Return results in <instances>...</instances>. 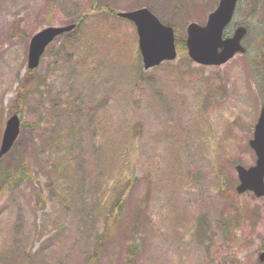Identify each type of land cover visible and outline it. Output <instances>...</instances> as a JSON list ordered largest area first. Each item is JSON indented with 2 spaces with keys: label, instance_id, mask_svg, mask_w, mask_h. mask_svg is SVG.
<instances>
[{
  "label": "rangeland",
  "instance_id": "374dc122",
  "mask_svg": "<svg viewBox=\"0 0 264 264\" xmlns=\"http://www.w3.org/2000/svg\"><path fill=\"white\" fill-rule=\"evenodd\" d=\"M95 3L147 7L183 40L218 0H0V144L12 114L25 125L0 157V264H264V197L234 190L255 162L264 0L238 3L245 53L148 71L134 25ZM78 18L29 75L31 36Z\"/></svg>",
  "mask_w": 264,
  "mask_h": 264
},
{
  "label": "water",
  "instance_id": "95a60500",
  "mask_svg": "<svg viewBox=\"0 0 264 264\" xmlns=\"http://www.w3.org/2000/svg\"><path fill=\"white\" fill-rule=\"evenodd\" d=\"M237 0H219L216 9L208 15L204 26L190 23L187 27L186 48L188 56L200 65H222L237 52H244L241 39L246 34L244 27L235 29L231 37L222 38L223 30L231 21ZM118 16L132 21L136 26L138 47L142 57L144 69L159 65L162 61L173 60L176 57L173 29L163 25L147 8L129 12H120ZM74 25L47 26L30 39L27 68L35 69L46 46L54 38L72 30ZM20 130V119L12 114L6 121L3 131L0 157L12 147ZM256 160L249 168L236 165L238 184L235 190L238 194L247 191L256 197H264V104L261 107L257 122L253 130V138L249 140ZM264 259V253L260 254Z\"/></svg>",
  "mask_w": 264,
  "mask_h": 264
},
{
  "label": "trees",
  "instance_id": "16d2710c",
  "mask_svg": "<svg viewBox=\"0 0 264 264\" xmlns=\"http://www.w3.org/2000/svg\"><path fill=\"white\" fill-rule=\"evenodd\" d=\"M93 8L96 9V10H100V11L106 12L107 14H110V15L115 14V12L113 10H111L110 8H108L107 6H105V7L99 6L97 3L94 4ZM80 22H81V18H78V21L75 23L76 27H75V29L73 31L77 30V28L80 25ZM177 47L180 50V52H185L183 40H179V39L177 40ZM181 61L183 63H185V64H191L190 60L188 59V57L186 55H184V58ZM28 74L30 75L31 74V71H28ZM144 74L145 73H142V75H144ZM26 83H27V81L21 80V84L22 85H25ZM35 88H40L39 84L35 85ZM22 105H23V101H22V98H20V107ZM22 126H25V125L22 124ZM234 164H236V163H234ZM0 180H2V181L4 180V174L3 173H0ZM121 200L118 199V200H115L114 201V205H113V215H112L113 220H112V222H109V224H108L109 228H111V229H115L119 225V218L121 216V209H122V203H123V201H121ZM234 214H235V218H233V220L226 219L227 220L226 221V224H235L237 222V219H236V215L238 214V208L237 207H236V211H235ZM220 224H221V222H220ZM221 225H222V227H225L226 226L225 223H222ZM222 232L225 233V231H222ZM106 233L107 232L102 233L100 235V237H99V240H100L99 241V244H100V246H103L104 243H105V241H106V240H104L105 236L107 235ZM130 262L131 261H129L128 264H130Z\"/></svg>",
  "mask_w": 264,
  "mask_h": 264
},
{
  "label": "flooded vegetation",
  "instance_id": "af4514ba",
  "mask_svg": "<svg viewBox=\"0 0 264 264\" xmlns=\"http://www.w3.org/2000/svg\"><path fill=\"white\" fill-rule=\"evenodd\" d=\"M252 1V5L253 4H255V3H257L258 1H261V0H250V2ZM239 3V2H238ZM238 6V5H237ZM236 9H237V7H236ZM236 12V11H235ZM235 15V14H234ZM238 25H244L243 23H238V24H233V28L235 27V26H238ZM228 34H230V33H228ZM244 40H245V38L243 39V42H244Z\"/></svg>",
  "mask_w": 264,
  "mask_h": 264
}]
</instances>
